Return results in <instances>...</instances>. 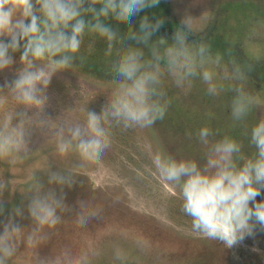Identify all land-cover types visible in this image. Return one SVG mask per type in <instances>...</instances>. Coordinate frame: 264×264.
<instances>
[{
    "label": "rangeland",
    "instance_id": "374dc122",
    "mask_svg": "<svg viewBox=\"0 0 264 264\" xmlns=\"http://www.w3.org/2000/svg\"><path fill=\"white\" fill-rule=\"evenodd\" d=\"M164 2L167 22L181 23L198 38L223 37L241 64L234 63L233 55L222 58L207 49L201 54V45L195 44L188 48L195 75L187 76L183 70L173 74L167 51L131 47L143 53L146 64L159 66L156 87L164 93L160 102L168 107L165 118L150 128H125L111 115L120 78L95 74L79 54L71 67L52 76L42 110L19 103L5 88L0 93V123L10 116L12 126H17L23 119L26 141L20 152L0 158V200L6 215L15 208L23 212V217H15L23 235L8 264H264V232L257 231L232 248L193 232L191 218L181 210L179 187H171L154 163L159 153L177 161L194 159L203 167L211 145L224 136L236 139L245 157L256 152L251 130L264 119V82L243 68L264 67V0ZM95 44L83 41L80 52L95 53ZM123 55L114 53L109 61L116 65ZM19 56L13 54L16 63L0 72V85L13 80L23 67ZM204 72L212 75L210 82L203 79ZM238 96L249 110L235 119L232 105ZM89 112L107 113L102 126L109 145L95 160L79 153L77 140L61 154L59 143L71 140L76 127L81 138H89ZM202 127L211 130L208 144L199 138ZM38 186L42 194L54 193L63 207L57 209L60 219L55 228L40 230L43 239L28 247L24 240L38 225L27 207ZM261 199L264 196L257 197Z\"/></svg>",
    "mask_w": 264,
    "mask_h": 264
},
{
    "label": "clouds",
    "instance_id": "9594fccd",
    "mask_svg": "<svg viewBox=\"0 0 264 264\" xmlns=\"http://www.w3.org/2000/svg\"><path fill=\"white\" fill-rule=\"evenodd\" d=\"M159 3L160 0H0V72L16 63L13 54L17 52L23 65L13 80L0 85V93L7 88L19 103L42 110L46 100L44 90L57 71L72 66L86 30L112 41L116 34L106 20L115 18L130 24L143 10ZM162 26L163 20L151 22L144 15L139 25L141 35L132 34L130 38L147 41ZM174 38L179 47L167 50L169 70L173 74L183 70L187 76L195 75L186 44L189 37L177 31ZM199 51L203 54V45ZM142 56L141 51L130 49L114 65L120 80L113 92L111 115L123 121L125 128L134 125L150 128L165 118L168 107L166 102H160L159 97L164 93L156 87L160 83L159 66L146 64ZM203 79L210 82L212 75L204 72ZM208 90L216 91L213 86ZM248 110L243 96L233 100L235 119L245 116ZM106 116L107 113L89 112L86 121L89 138H81V129L76 127L71 130V140H61L59 152L66 153L72 147V140H77L76 149L84 158H99L110 143L102 126ZM11 120L9 116L0 123V158L26 147L24 120L17 126H12ZM210 135L208 127L199 130L204 144H208ZM251 143L256 152L245 157L241 154V144L224 136L211 145L203 167L194 159L177 161L159 153L154 160L164 180L173 188L179 187L181 210L191 218V230L227 248L254 237L257 231L264 232V199L257 200L264 196V119L252 128ZM62 207V201L54 193L42 194L39 186L35 188L27 212L38 228L25 238L26 246L35 247L43 239L40 230L55 228L60 219L57 209ZM16 216L23 217L21 209L15 208L6 215L0 200V217H4L0 219V264H8L16 254L23 235Z\"/></svg>",
    "mask_w": 264,
    "mask_h": 264
},
{
    "label": "trees",
    "instance_id": "16d2710c",
    "mask_svg": "<svg viewBox=\"0 0 264 264\" xmlns=\"http://www.w3.org/2000/svg\"><path fill=\"white\" fill-rule=\"evenodd\" d=\"M165 8L164 0H160V3L157 6L143 10L138 16L133 18L130 24L121 23L115 18H109L105 21V23L110 25L116 34L115 39L112 41H108L106 38L86 30L82 38V42H95L96 44L93 49L96 51L93 50L95 53L89 54L87 52L83 53L79 51L77 54L83 56L82 64L89 65V70L94 71L97 75H111L114 77L117 75V72L115 71L114 65H112L114 63L109 61L114 53L125 55V53L128 52L126 50H129L131 47L136 48L140 46H147L150 50H156L162 54L165 53L169 48L179 47L174 38L175 33L177 31H182L186 35H190L191 32H189V30L181 23L167 22L164 18ZM144 15H147L149 21L151 22H155L157 19L163 20V26L154 32L152 36L147 39V41L131 39L130 37L132 34L137 36L141 35L139 25L140 20ZM186 44L188 48H193L195 44L203 45L204 49H207L208 52L212 51L213 53L222 56V58L232 59L233 55L234 63L238 64L240 62L239 64H241V60L238 61L239 58H237V51L235 48H231L227 43H225L224 38L221 36L217 37L214 36V34H210L204 38L196 37L194 40L189 37L186 41ZM160 61L164 64L167 63L166 59L164 58H161ZM248 64L254 65L252 62ZM257 67H260V69L256 70ZM257 67H255V70L242 68L246 71L255 72L259 82H264V67L261 65ZM82 68L84 67L82 66Z\"/></svg>",
    "mask_w": 264,
    "mask_h": 264
},
{
    "label": "flooded vegetation",
    "instance_id": "af4514ba",
    "mask_svg": "<svg viewBox=\"0 0 264 264\" xmlns=\"http://www.w3.org/2000/svg\"><path fill=\"white\" fill-rule=\"evenodd\" d=\"M185 27V26H184ZM190 32V31H189ZM192 40H194L195 38H196V36H194V35H192L191 33H190V35L189 34H187Z\"/></svg>",
    "mask_w": 264,
    "mask_h": 264
}]
</instances>
